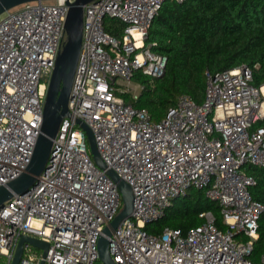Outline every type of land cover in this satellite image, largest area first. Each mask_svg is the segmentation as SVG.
I'll use <instances>...</instances> for the list:
<instances>
[{
    "label": "built area",
    "instance_id": "2783aa9c",
    "mask_svg": "<svg viewBox=\"0 0 264 264\" xmlns=\"http://www.w3.org/2000/svg\"><path fill=\"white\" fill-rule=\"evenodd\" d=\"M167 0H95L84 5L83 37L69 98L70 115L53 139L46 168L26 192L0 207V264H12L20 237L49 243L46 256L25 243L19 264H101L98 241L123 208L121 191L91 153L93 131L100 156L132 188L131 216L109 237L116 264H264L253 259L264 204L251 188L250 166L264 168V84L252 68L206 70L205 98L181 94L160 120L134 104L137 73L151 84L167 57L147 42ZM183 2L186 0H175ZM65 0H38L5 11L0 19V185L29 164L43 121L49 79L65 39ZM106 17L123 22L121 37L105 29ZM139 83L141 90L144 85ZM132 93L133 101L123 96ZM202 189L220 207L226 229L211 210L183 233H150L176 198Z\"/></svg>",
    "mask_w": 264,
    "mask_h": 264
},
{
    "label": "trees",
    "instance_id": "16d2710c",
    "mask_svg": "<svg viewBox=\"0 0 264 264\" xmlns=\"http://www.w3.org/2000/svg\"><path fill=\"white\" fill-rule=\"evenodd\" d=\"M104 25L114 37H121L122 21L106 17ZM147 42L153 44L154 52L167 57L165 72L154 84L148 76L138 75L144 87L134 104L147 108L154 120L162 119L181 94L202 103L207 69L217 73L247 65L252 68V84H264V0H167L153 20ZM123 96L131 101L128 93ZM262 125L264 118L255 127ZM248 171L256 177L251 193L264 204V168L250 166ZM204 210H211L216 225L226 229L219 205L202 189L187 193L179 204L173 201L163 216L147 223L145 229L160 234L170 227L185 233L204 222L199 216ZM258 234L253 259L264 249V211Z\"/></svg>",
    "mask_w": 264,
    "mask_h": 264
},
{
    "label": "water",
    "instance_id": "95a60500",
    "mask_svg": "<svg viewBox=\"0 0 264 264\" xmlns=\"http://www.w3.org/2000/svg\"><path fill=\"white\" fill-rule=\"evenodd\" d=\"M38 0H0V15L14 7L24 3ZM50 1V0H45ZM69 9L64 24L65 39L58 53L54 69L49 79L47 95L43 110V121L40 133L35 143L31 160L27 167L14 179L6 184L0 185V207L15 195L26 192L33 186L46 168L49 159L53 139L55 138L64 117L70 115L69 98L72 83L80 54L83 37V15L84 5L95 0H65ZM79 125L85 130L90 144L91 153L97 165L106 169L107 173L117 183L123 198V208L114 219L105 226L103 234L98 241L99 261L101 264H116L110 255L109 237L119 223L126 217L131 216L133 211L134 195L131 186L121 178L114 170L108 168L98 151L95 137L91 128L81 120ZM43 250L46 256L49 243L30 235L20 237L12 264H19L23 254L25 243ZM41 261L40 264H43Z\"/></svg>",
    "mask_w": 264,
    "mask_h": 264
},
{
    "label": "rangeland",
    "instance_id": "374dc122",
    "mask_svg": "<svg viewBox=\"0 0 264 264\" xmlns=\"http://www.w3.org/2000/svg\"><path fill=\"white\" fill-rule=\"evenodd\" d=\"M19 6H17V7H14V8H12V9H15V8H18ZM4 16V14H1L0 15V19H1V17H3ZM138 75H139V73H137V75L135 76V78L132 80V90H133V92L135 93V94H140V92H141V87L139 86V83H138V81H139V78H138ZM140 82V81H139ZM129 95H130V100L131 101H133L134 99H133V95H132V93H129ZM195 191H197V188H193V189H189L188 190V194L189 195H191L193 192H195ZM183 200V196L182 197H178V198H176L174 201H176V203L177 204H179L181 201ZM33 249L38 253V251L40 250L39 248H37V247H33ZM261 253V252H260ZM260 253H257V254H255L254 255V257L257 259L258 257H259V254ZM0 261L1 262H3V258H1L0 257Z\"/></svg>",
    "mask_w": 264,
    "mask_h": 264
},
{
    "label": "bare ground",
    "instance_id": "6f19581e",
    "mask_svg": "<svg viewBox=\"0 0 264 264\" xmlns=\"http://www.w3.org/2000/svg\"><path fill=\"white\" fill-rule=\"evenodd\" d=\"M263 91H264V89H263ZM263 107H264V102H263Z\"/></svg>",
    "mask_w": 264,
    "mask_h": 264
}]
</instances>
